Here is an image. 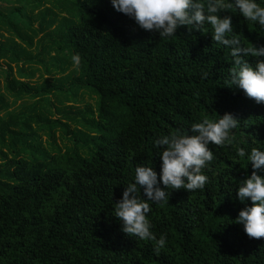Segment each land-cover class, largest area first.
<instances>
[{"label": "trees", "instance_id": "obj_1", "mask_svg": "<svg viewBox=\"0 0 264 264\" xmlns=\"http://www.w3.org/2000/svg\"><path fill=\"white\" fill-rule=\"evenodd\" d=\"M76 10L77 23L60 28L54 41L57 52L81 57L69 86L46 79L35 87L10 72L5 79L10 93L46 103L52 94L75 102L70 90L86 88L98 101L95 111L62 114L76 131L60 118L33 113L0 119V264H264V237H248L235 222L245 206L237 188L253 171L236 149L264 150V103L227 85L230 50L212 39L208 25L207 33L181 26L160 38L115 10L111 0H78ZM222 15L232 17L243 46L264 44L258 24L238 11ZM18 55L0 43V59L18 62ZM245 59L254 64L257 58ZM4 106L0 99V110ZM225 113L238 126L231 145H208L215 158L203 170L205 188L172 190L163 206L149 202L152 231L167 237L157 255L152 242L122 231L111 213L114 204L137 166L159 173L156 138L191 134L192 123ZM55 130L71 135V150L62 152L53 142L52 151L42 146L39 132L54 139Z\"/></svg>", "mask_w": 264, "mask_h": 264}, {"label": "clouds", "instance_id": "obj_2", "mask_svg": "<svg viewBox=\"0 0 264 264\" xmlns=\"http://www.w3.org/2000/svg\"><path fill=\"white\" fill-rule=\"evenodd\" d=\"M111 4L141 29L160 38L176 35L181 26L207 33L205 25H208L212 39L230 50L234 66L227 85H235L247 97L264 103V44L243 46L234 33L232 17L222 15L226 10L238 11L246 21L264 29V0H111ZM248 56L257 58L254 64L245 59ZM72 63L79 68V54L72 56ZM238 122L233 114L225 113L192 123L191 134L177 131L156 138L153 144L161 162L159 173L151 166H137L133 180L124 186L122 197L111 212L121 223L122 231L138 240L152 242L158 255L166 247L167 237L165 234L157 237L152 231L149 202L163 206L172 190H203L208 183L203 170L215 158L208 145H231V133ZM236 154L251 162L253 171L237 188V198L245 206L239 210L235 222L243 225L248 237L259 239L264 237V150L253 147L249 152L237 147Z\"/></svg>", "mask_w": 264, "mask_h": 264}, {"label": "rangeland", "instance_id": "obj_3", "mask_svg": "<svg viewBox=\"0 0 264 264\" xmlns=\"http://www.w3.org/2000/svg\"><path fill=\"white\" fill-rule=\"evenodd\" d=\"M78 0H0V43L13 47L18 52L19 61L0 59V99L5 105L0 110V119L15 117L20 113H33L54 120L60 118L66 122L71 131H76V124L63 119L65 111H95L98 97L89 88L70 90L76 94L77 101L69 102L66 96L52 94L49 102L38 100L31 95H14L7 91L5 79L10 77L29 82L38 87L46 79L55 80L69 86L72 79L79 74L72 59L57 52L54 41L61 37L59 29L67 23H77ZM11 27L16 26V30ZM18 33L22 38L18 36ZM43 52L39 54V50ZM9 65L11 71H9ZM22 68L23 74L18 70ZM61 99V101L58 100ZM42 146L52 151L51 142L58 145L62 152L74 147L71 135L62 130L54 131V139L46 131L39 132ZM10 156V155H9ZM3 167L0 159V168Z\"/></svg>", "mask_w": 264, "mask_h": 264}]
</instances>
